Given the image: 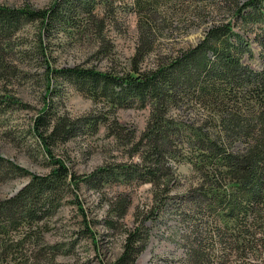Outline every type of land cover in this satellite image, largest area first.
<instances>
[{
  "label": "rangeland",
  "instance_id": "rangeland-1",
  "mask_svg": "<svg viewBox=\"0 0 264 264\" xmlns=\"http://www.w3.org/2000/svg\"><path fill=\"white\" fill-rule=\"evenodd\" d=\"M65 1L0 0V5L38 10L55 3L63 7ZM184 1V5L190 3V0ZM198 1L204 9L202 16L195 17L196 24L192 23L191 12L185 16L174 13L173 18L179 24L170 30L165 27L146 63L154 60V53L172 52L195 44L210 23V15L214 19L222 17L223 11L215 8L219 0ZM71 2L76 6L73 4L74 9L67 11L68 23L52 25L49 34L42 35L38 22L21 18L11 35L0 38L3 66L0 102L7 103L0 106V200L18 195L32 174H47L55 166L51 164L54 159L61 160L74 177H68L66 184L60 185L59 198L52 204H39L45 210L41 214L37 210L42 219L13 232L12 241L20 245L7 255L0 243V264H115L122 251L125 231L138 224L144 226L140 235H146L147 240L132 264H264L263 223L250 228L252 235L246 237L249 240L239 258L232 246H226L225 251L230 254L223 256L225 243L213 244L205 236L207 230L189 224L194 216L186 206L190 204L188 196L196 180L187 161L177 164L168 158L171 167L164 168L167 174L161 177V187L166 192L158 195H162V200L155 196L158 188L155 190L150 182L137 181L135 176L125 180L117 175L120 167L137 162L145 152V143L140 141L148 109L137 103L117 107L107 104L103 98H91L80 92L85 90L80 89L79 81L75 87L76 83L69 84L49 69H61V73L65 68L128 72L137 46L142 9L134 0ZM152 2V7L143 12L156 15V10H166L162 0ZM168 3L169 9L175 11L180 0ZM157 17L156 22H160ZM249 37L254 54H245L244 60L258 69V45L253 35ZM44 109H47L46 115L53 113L50 123L70 119L81 124L78 123L72 136L48 138L45 146L33 129L35 118L44 115ZM94 117L95 127L86 126ZM39 130L43 129L39 127ZM101 168L100 171L111 170V174L120 178L107 176L95 180L90 176ZM200 205L204 211L203 201ZM195 236L202 238L203 244L214 245L215 259L209 257L210 261L196 262L189 254L188 244Z\"/></svg>",
  "mask_w": 264,
  "mask_h": 264
},
{
  "label": "trees",
  "instance_id": "trees-1",
  "mask_svg": "<svg viewBox=\"0 0 264 264\" xmlns=\"http://www.w3.org/2000/svg\"><path fill=\"white\" fill-rule=\"evenodd\" d=\"M66 1L63 7L55 3L38 10L0 5V38L11 35L21 18L38 22L42 35L49 34L52 25L68 23L67 11L76 5L72 0ZM90 1L85 0L86 4ZM135 1L141 6L142 15L128 72L78 68H65L63 73L61 69H49V72L69 84L76 83L75 87L79 83L80 89L86 91L79 89L80 92L96 100L103 98L107 104L117 107L137 103L148 109L140 141L145 143V152L137 162L120 167L117 175L125 180L135 176L137 181L150 182L155 190L158 188L155 192L158 196L166 192L161 187V177L167 174L164 168L171 167L168 158L177 164L187 161L193 172L191 176L196 180L188 196L190 204L186 206L194 216L189 224L207 230L205 236L213 244L225 243L221 244L223 256L230 254L225 250L232 246L236 250L234 255L242 257L249 240L246 237L252 235L250 228L260 223L264 225V0L217 1L215 8L223 11L222 17L214 19L213 14L210 15V23L195 44L178 47L172 52L154 53V60L148 63L145 59L153 54V44L163 36L165 27L170 30L179 24L173 18L174 13L185 16L186 12H191L192 23L196 24L195 17L202 16L204 5L198 0L184 5L185 1L180 0L174 11L168 7L169 0H162L166 10L158 12L155 9L161 19L156 22L158 17L153 12H143L156 0ZM250 35L258 45V69L244 60L245 54H254L248 41ZM46 110L33 122V129L45 146L48 138L72 136L78 123L81 124L70 119L50 123L53 113L46 115ZM95 123V117L90 118L86 126L93 128ZM45 151L51 154L48 149ZM51 164L55 166L47 174H32L30 182L18 195L0 200L3 253L8 255L19 244L12 241L14 231L42 219L37 213L39 210L41 214L42 210L39 204H52L59 198L60 185H65L68 177L74 179L61 160L54 159ZM100 170L102 168L90 176L95 180L107 176L120 178L111 174V170H103L106 175ZM161 197L158 196L160 200ZM200 201L204 203V211L200 209ZM138 226L125 231L122 251L115 264H132L144 249L147 237L140 235L144 226ZM226 232H230L229 235ZM201 240L193 237L188 244L189 254L196 262L204 263L211 260L209 257L214 258V245L203 244Z\"/></svg>",
  "mask_w": 264,
  "mask_h": 264
}]
</instances>
